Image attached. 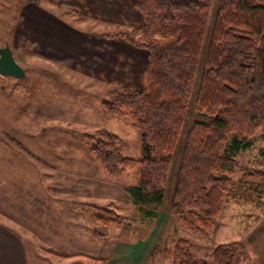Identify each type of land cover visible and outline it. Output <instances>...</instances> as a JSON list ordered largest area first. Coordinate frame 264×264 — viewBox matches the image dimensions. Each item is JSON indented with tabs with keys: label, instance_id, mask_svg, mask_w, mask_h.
Returning <instances> with one entry per match:
<instances>
[{
	"label": "rangeland",
	"instance_id": "374dc122",
	"mask_svg": "<svg viewBox=\"0 0 264 264\" xmlns=\"http://www.w3.org/2000/svg\"><path fill=\"white\" fill-rule=\"evenodd\" d=\"M26 1L6 0L0 7V48L8 44L25 70L19 78L0 75V218L24 236L31 264H93L92 259H106L108 264H172L163 257L152 263L151 255L156 246L170 248L179 238L187 239L193 253L208 264H215L214 247L230 241L243 243L247 253L243 264H264V184L239 186L223 204L209 237L191 232L169 213L186 130L165 203L156 216H146L134 204L128 189L139 184L136 169H127L121 178L109 175L86 143L89 135L104 128L121 138L126 156L142 157L138 129L128 118L111 116L102 107L111 94L125 90L123 85L85 83L83 54L39 55L38 46L25 41L21 33L19 12ZM48 1L56 6L51 10L72 15L74 22H82L87 31L103 32V37L115 28L130 30L134 26L124 24L137 19L132 0ZM84 1L88 9H77L74 3ZM216 7L217 0L212 12ZM90 10L93 17L86 14ZM62 61L79 63L81 68L65 69ZM192 112L193 103L188 123ZM240 162L264 172V134H257L253 145L241 153ZM240 176L237 171L233 178ZM84 203L114 209L125 223L120 228L105 226ZM93 231L108 238L100 239Z\"/></svg>",
	"mask_w": 264,
	"mask_h": 264
},
{
	"label": "trees",
	"instance_id": "16d2710c",
	"mask_svg": "<svg viewBox=\"0 0 264 264\" xmlns=\"http://www.w3.org/2000/svg\"><path fill=\"white\" fill-rule=\"evenodd\" d=\"M214 1L136 0L142 25L104 33L147 51L142 88L113 93L102 102L109 115L128 118L138 129L142 157L126 156L121 138L104 128L86 141L109 175L121 178L127 169H136L139 184L128 193L146 216L155 217L165 203L175 152L186 130L169 213L203 237H209L223 204L239 186L264 184V172L240 162L257 134H264V0H217L212 12ZM5 4L0 0V7ZM237 171L241 176L235 181ZM83 205L105 226L125 223L114 209ZM159 257L172 264H208L184 238L170 248L156 246L151 262ZM212 257L215 264H243L247 253L242 242L230 241L217 244Z\"/></svg>",
	"mask_w": 264,
	"mask_h": 264
},
{
	"label": "crops",
	"instance_id": "0c3cea01",
	"mask_svg": "<svg viewBox=\"0 0 264 264\" xmlns=\"http://www.w3.org/2000/svg\"><path fill=\"white\" fill-rule=\"evenodd\" d=\"M136 0L130 2L136 20L128 26L142 25V14L134 7ZM23 3V2H22ZM27 0L20 9L21 33L37 45L39 55L50 51L73 53L85 56V83L123 85V89L138 90L143 86V71L147 60V51L119 38H105L103 32L86 30L82 22H74L72 15H62L51 10V2ZM42 5V8L39 5ZM77 9H88L85 1L74 3ZM92 16V11L86 13ZM93 17V16H92ZM95 18V17H94ZM115 61V62H114ZM65 69L81 68L79 63L60 62ZM118 69V70H117ZM71 74V71L69 72ZM68 73V76L70 77ZM113 77V79H111ZM66 78V77H65ZM70 80L69 78H66ZM106 82H102V81ZM178 149V148H177ZM177 152V151H176ZM175 152V156H176ZM31 253L24 236L19 234L9 220L0 218V264H31Z\"/></svg>",
	"mask_w": 264,
	"mask_h": 264
},
{
	"label": "water",
	"instance_id": "95a60500",
	"mask_svg": "<svg viewBox=\"0 0 264 264\" xmlns=\"http://www.w3.org/2000/svg\"><path fill=\"white\" fill-rule=\"evenodd\" d=\"M0 75L18 78L25 76L23 66L16 60L8 44L0 48Z\"/></svg>",
	"mask_w": 264,
	"mask_h": 264
}]
</instances>
